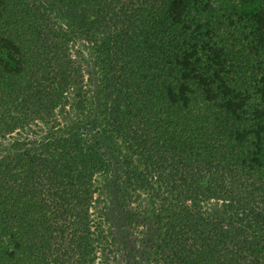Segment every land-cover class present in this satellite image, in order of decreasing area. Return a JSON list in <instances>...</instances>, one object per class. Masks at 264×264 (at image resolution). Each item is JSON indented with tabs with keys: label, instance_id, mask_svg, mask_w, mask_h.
<instances>
[{
	"label": "trees",
	"instance_id": "16d2710c",
	"mask_svg": "<svg viewBox=\"0 0 264 264\" xmlns=\"http://www.w3.org/2000/svg\"><path fill=\"white\" fill-rule=\"evenodd\" d=\"M0 264H264V0H0Z\"/></svg>",
	"mask_w": 264,
	"mask_h": 264
},
{
	"label": "rangeland",
	"instance_id": "374dc122",
	"mask_svg": "<svg viewBox=\"0 0 264 264\" xmlns=\"http://www.w3.org/2000/svg\"><path fill=\"white\" fill-rule=\"evenodd\" d=\"M73 53L81 59L84 65L85 78L89 88L92 90L93 94H95V90L97 89L99 81V70L95 64L94 50L92 45L85 41L79 40L73 44ZM95 98L96 97H94V103ZM65 116L66 119H63V127L60 131H57V133H82L84 136L86 135V137H89V141L92 139L102 145V147L107 152L108 158L110 159L112 165L110 166V173L103 177L101 181L102 190L101 194L99 195V206L102 208L105 217L119 236H130V229L128 228L126 222V216L129 214L128 208H126L124 205L125 199L123 195L122 184L116 177V174H118L123 168L121 160L125 152L120 140L116 139V142H108L99 136L93 130L92 124L89 123L91 121H88L86 117L80 115L77 111H70L69 113H66ZM207 206L210 208V210L222 208V205L216 204V202H211ZM148 216L150 219L153 218L150 213H148ZM153 229H155V225H152L150 222L146 236L149 234L152 235Z\"/></svg>",
	"mask_w": 264,
	"mask_h": 264
}]
</instances>
